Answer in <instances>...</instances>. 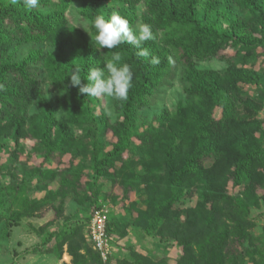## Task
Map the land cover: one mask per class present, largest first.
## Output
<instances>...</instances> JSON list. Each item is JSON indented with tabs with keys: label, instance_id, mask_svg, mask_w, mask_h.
I'll return each instance as SVG.
<instances>
[{
	"label": "trees",
	"instance_id": "16d2710c",
	"mask_svg": "<svg viewBox=\"0 0 264 264\" xmlns=\"http://www.w3.org/2000/svg\"><path fill=\"white\" fill-rule=\"evenodd\" d=\"M73 5H79L87 29L70 23ZM113 11L133 27L151 26L153 39L143 44L148 57H138L127 43L97 51L94 18L107 19ZM117 51L133 70L128 99L80 95L70 83L73 68L81 69L86 84L88 69L105 67L104 60ZM153 57L159 62L153 64ZM259 59H264V0H39L30 10L23 0H0V162L8 151L13 161L6 175L14 179L8 186L0 182V224L18 230L36 211L60 202L56 221L32 228L40 238L33 254L60 258L66 252L72 264H111L117 218L99 198L120 188V201L130 204L129 227L179 245L176 264H264V230L256 235L251 218L264 204ZM213 60L228 67L199 69ZM174 62L183 68L184 96L159 111L152 100ZM25 141L34 146L24 148ZM32 153L42 162L27 168L20 160ZM66 157L82 158L81 164L61 168ZM3 168L0 164V178ZM86 172L91 180L85 184ZM101 180L111 192L102 190ZM54 184L55 191L33 204L28 192ZM79 188L90 197L80 201ZM68 199L84 206L86 217L64 216ZM102 211L110 248L106 260L91 238L93 218ZM167 263L134 248L118 261Z\"/></svg>",
	"mask_w": 264,
	"mask_h": 264
},
{
	"label": "rangeland",
	"instance_id": "374dc122",
	"mask_svg": "<svg viewBox=\"0 0 264 264\" xmlns=\"http://www.w3.org/2000/svg\"><path fill=\"white\" fill-rule=\"evenodd\" d=\"M78 6L79 5H73L69 9L67 17L73 26L87 29L85 20L79 15ZM230 53L232 55L234 54L233 51ZM227 67L228 66L226 64L219 60H213L199 64V69L203 70L223 71ZM261 67H264V59H259V63L256 66L257 69H260ZM182 78L183 68L174 62L165 78L166 83L164 87L152 100V104L154 105L155 109H159V111L163 108L171 109L173 108L176 101L184 96ZM25 146L30 149L34 146V142L25 141L24 148ZM69 159V157L63 159L61 168H64L71 163L74 164V167H78L79 164H81L79 162L82 158H77V160H74V162ZM12 161V156L8 151L1 155L0 164L4 165L3 174H5L0 178V182L3 186H8L14 180L11 176L6 175V172L8 171L7 168ZM20 161L24 163L23 165L27 164V168H31L35 165H40L42 159L37 158L35 154L32 153L30 159H28L26 155H23ZM47 168L49 167L47 166ZM52 168H56V166H52L50 169ZM90 175V172H86L83 175L82 182L85 184L86 182H89L91 180ZM99 184L101 185L102 190L111 192L107 180H101L99 181ZM56 188L57 186L54 184L44 191L35 190L28 192V194L31 196L33 204L38 202L41 204L43 199H45L47 192L55 191ZM81 188H79L78 193L80 201L86 200V198L90 197L91 194L87 189L80 192V190H82ZM260 194L263 195V190L260 191ZM112 196H116L117 199L112 198ZM121 196L122 192L120 188H116L112 191L110 196L111 198H105L104 195L99 198L101 204L109 208V214H111L112 217L114 216L117 218L115 221L117 223L116 228L114 227V229H112L114 230V234L111 235L113 237V247H111V249L114 253V257L111 259V264H118V261L124 259V257L129 254V250L133 248L142 254L150 256L153 259L166 260V262H168L167 264H176L177 261L182 257L181 247L176 243L167 244L168 241H160V237H150L141 230L130 228L129 226L131 225V220L129 214L127 213L128 209L130 208V204L129 202L123 203L120 201ZM130 200L136 201V196L132 194ZM59 203L60 202H56L53 205H48L44 209L36 211V217L25 220L23 223L24 226L20 227L18 230L13 229V231H9V228L7 227L8 224H0V264H72V259L66 255V252H64L60 258L58 257V254H56V256L53 254H48L46 256H38L33 254V247L35 246L34 244L39 243L40 238L37 237V235H35L32 230H39L49 222H52L53 220L56 221V212L58 213V210L60 209ZM194 204L195 202L191 203V205ZM87 214V209L78 202L68 199L64 203V216H69L71 219H83ZM251 218L254 220L256 225L254 228V233H256V235H262L264 230V204L261 208L252 212ZM61 223L62 222H60V224ZM125 231H128V233ZM11 232L12 235L9 236V233ZM121 234H125L124 238L121 237ZM49 257L50 259H47Z\"/></svg>",
	"mask_w": 264,
	"mask_h": 264
},
{
	"label": "clouds",
	"instance_id": "9594fccd",
	"mask_svg": "<svg viewBox=\"0 0 264 264\" xmlns=\"http://www.w3.org/2000/svg\"><path fill=\"white\" fill-rule=\"evenodd\" d=\"M17 0H12L15 4ZM39 0H23L26 9L38 6ZM96 35L92 37L97 51L102 48L115 49L119 45L127 43L138 49V57H148L149 50L143 47L144 42L153 39V33L149 24L131 26L130 21L118 11H113L106 19L103 15L94 18ZM105 67L101 68L99 63L88 69L87 83L81 77V69L74 67L70 75V83L78 88L80 95L87 94L89 97L109 96L117 101L128 99L129 89L132 87L133 70L128 63H122V56L117 51L110 59H105ZM153 64L158 63L156 57L152 58ZM67 254V253H66ZM68 255V254H67Z\"/></svg>",
	"mask_w": 264,
	"mask_h": 264
},
{
	"label": "built area",
	"instance_id": "2783aa9c",
	"mask_svg": "<svg viewBox=\"0 0 264 264\" xmlns=\"http://www.w3.org/2000/svg\"><path fill=\"white\" fill-rule=\"evenodd\" d=\"M106 213L104 211L98 212L93 218V225L91 227V238L94 242L95 249L102 253L105 260L110 253L109 237L105 229L107 220Z\"/></svg>",
	"mask_w": 264,
	"mask_h": 264
},
{
	"label": "crops",
	"instance_id": "0c3cea01",
	"mask_svg": "<svg viewBox=\"0 0 264 264\" xmlns=\"http://www.w3.org/2000/svg\"><path fill=\"white\" fill-rule=\"evenodd\" d=\"M67 255V254H66Z\"/></svg>",
	"mask_w": 264,
	"mask_h": 264
}]
</instances>
